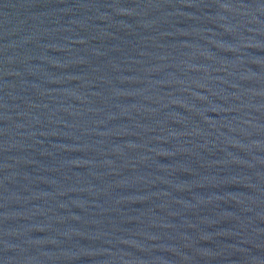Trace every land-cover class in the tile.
Wrapping results in <instances>:
<instances>
[{"label":"water","instance_id":"obj_1","mask_svg":"<svg viewBox=\"0 0 264 264\" xmlns=\"http://www.w3.org/2000/svg\"><path fill=\"white\" fill-rule=\"evenodd\" d=\"M0 264H264V0H0Z\"/></svg>","mask_w":264,"mask_h":264}]
</instances>
